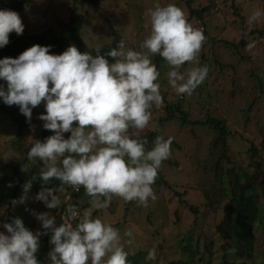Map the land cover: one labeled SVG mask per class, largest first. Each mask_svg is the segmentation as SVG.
Listing matches in <instances>:
<instances>
[{
  "label": "rangeland",
  "instance_id": "obj_1",
  "mask_svg": "<svg viewBox=\"0 0 264 264\" xmlns=\"http://www.w3.org/2000/svg\"><path fill=\"white\" fill-rule=\"evenodd\" d=\"M97 1L99 16L93 13L88 3L75 6L76 14L84 17L78 32L84 44L88 48L107 45L113 41L111 33L115 31L127 40L129 47L142 50L139 45L150 28L147 10L157 0ZM12 2L0 0V8L8 9ZM158 2L174 3L189 23L202 30L205 41L199 53V63L208 67L205 80L190 95H178L167 83L168 65L158 54L152 56L159 71L162 104L151 108L147 127L130 129V132H139L145 137L155 131L153 123L163 120L156 135L172 137L170 155L158 169L166 185L158 184L156 177L152 188L157 198L150 200L147 207L113 195L107 208L93 209L84 189L70 206L81 213L88 210L119 229L121 243L128 253L127 260L142 253V260L149 264H169L179 259L186 264H189L188 259H194L196 264H207L208 261L222 264L224 251L219 247L221 241L216 226L224 216L222 208L228 200L224 192L233 189L234 176L238 175L240 186L246 187L259 207L253 226L254 249L252 259L235 253L233 249L225 252L226 257L229 262L237 264H264V184L261 176L264 172V14L253 23L248 22L252 10H264V0H190L194 10L205 9L201 18L190 15L186 0ZM72 5V0H33L17 12L24 25L22 33L10 32L8 39L41 34L49 29L57 34L59 22L69 20ZM244 30L245 35H242ZM250 31L253 33L249 34ZM251 41L255 42L254 47L246 48ZM185 66H188L187 62ZM177 104L184 118L176 111L165 112V107ZM209 118L226 126L229 132L225 140L226 151L213 146L217 133L212 125L205 123ZM41 128L42 121L36 116L32 128L17 139L13 123L0 115V222H6L8 202L13 197L10 196L13 168L18 161L25 162L27 148L33 139H37ZM63 135L66 137V133ZM151 143L152 139L149 147ZM35 165L36 161L23 163L20 190L15 198L21 195V185L28 180ZM227 169H232L235 175L223 176ZM64 193L57 195L61 201L59 206ZM11 208L12 218L19 217L25 227L36 229L40 224L28 210L51 214L29 192L23 204ZM126 229L132 232V237L123 235ZM0 231H5L2 226ZM50 247L49 242L40 246L36 258L41 264H47ZM153 249L155 257L149 258L148 252Z\"/></svg>",
  "mask_w": 264,
  "mask_h": 264
},
{
  "label": "clouds",
  "instance_id": "obj_2",
  "mask_svg": "<svg viewBox=\"0 0 264 264\" xmlns=\"http://www.w3.org/2000/svg\"><path fill=\"white\" fill-rule=\"evenodd\" d=\"M262 14L260 8L252 10L249 24ZM147 16L150 28L139 45L142 50L120 39L104 54L99 45L95 54L74 45L54 54L51 45L32 44L15 58L0 57V80L5 82L0 83V101L17 105L26 119L43 102L45 111L38 119L52 130L28 146L27 159H39L42 167L21 185L13 206L25 202L37 176L41 187L34 199L47 209L61 203L55 188L48 186L53 180L75 190L82 186L93 209L107 208L113 195L144 207L156 200L152 184L170 155L172 137L156 135L147 147L146 138L130 132L147 127L151 108L162 104L152 56L158 54L168 65L167 83L178 95H190L205 80L208 67L199 63L205 36L178 6L157 0ZM23 27L16 11L0 8V47L8 43L10 32L19 35ZM28 211L40 224L35 232L19 217L0 222L5 230L0 231V264H41L35 253L39 238L49 233L47 264H128L119 229L90 211L78 213L70 207L61 223L47 211ZM123 235L130 238L132 232L126 229ZM148 256L154 258L155 250Z\"/></svg>",
  "mask_w": 264,
  "mask_h": 264
},
{
  "label": "trees",
  "instance_id": "obj_3",
  "mask_svg": "<svg viewBox=\"0 0 264 264\" xmlns=\"http://www.w3.org/2000/svg\"><path fill=\"white\" fill-rule=\"evenodd\" d=\"M33 0H13V2L10 4L8 9L14 10L16 12L22 11L24 7L29 5ZM72 14L70 15V18L67 22H59V32L56 34L52 30H46L41 34H32L25 37H13L8 39V43L4 45L3 47H0V57H13L15 58L20 52L25 50L27 47H30L32 44H39V45H51L49 48L50 53L59 54L62 52L67 46L74 45L78 51H89L94 53L95 48H88L84 42L79 37V30L81 29L83 23H84V17L82 15L76 14V7L78 4L88 3L93 13L96 15H100V5L97 0H72ZM186 5L190 11V15L194 17L201 18L203 12L205 9H202L200 11H196L190 6V0H186ZM245 30L242 32V35H245ZM249 34H252L253 32H248ZM113 41L107 45L100 46V52L101 54L106 53L110 48L116 47L117 41L120 39H124L119 34H117L115 31H112L111 33ZM259 35H262L261 32H259ZM127 42L126 39H124ZM243 43V40L241 41V44ZM244 45V44H242ZM111 59V58H109ZM0 83H5L4 81L0 80ZM165 112L172 113V111H176L177 113H180V116L184 118V113L179 108V105L175 106H167L165 107ZM44 107L43 102L37 106L32 107L31 110V118L26 119L25 116L19 112L18 106L13 105H6L3 103V101H0V115L5 116L8 118L13 125L16 128L15 137L17 139H21L24 132L27 129H31L32 126L35 123L36 116H38L40 113H43ZM163 120H159V122L156 124L158 127L160 126L161 122ZM43 123V121H42ZM206 124L212 125L213 129L217 133V137L215 138L213 142V146H220L223 150L226 148V137L228 136L229 132L227 131L226 126L219 120H215L213 118H209L205 121ZM158 127L155 128V131L150 132L146 138L148 141V144L146 145L149 147V141L150 139H154L156 136V130ZM52 130L41 128V131L39 135L37 136V139L43 140L46 136L51 135ZM66 133V137L69 135V133ZM252 152L255 153L254 148H251ZM226 151V150H225ZM27 157L25 159L26 162ZM36 165L30 170L28 180L38 173L40 168L42 167V162L38 161V159L35 160ZM23 161H18L17 165L13 168L14 173V180H13V190L11 192V197L9 199V205L7 208V216H6V222H10L11 217V200L15 198V194L20 190V182L22 180L21 177V170ZM34 162V161H29ZM231 175L234 174L232 172V169H227L222 174L224 175ZM235 175V174H234ZM262 182L264 184V172H262ZM157 183L158 184H165V181L161 178L159 175V171H157ZM235 175L234 176V187L233 189L225 190L224 195L226 198H228L227 202L223 205L222 211L224 212V216L221 220V222L216 226V234L218 235V239L221 241L220 243V249L224 251L222 256V264H237L235 262H229L228 257H226V251L228 249L234 250L235 253L244 255L247 259H252L251 253L254 249V237H253V226L255 225L257 221V216L259 212V207L257 204V201L255 198L248 194L246 187L240 186V177ZM49 187L55 188V194L58 195L60 192H66L69 188V185H61L60 181L53 180L49 185ZM41 183L40 179L37 176L35 180L32 181L31 189L29 190V193L34 197L35 193L40 189ZM83 192V187L81 188L80 192L73 197L75 200L77 196H79ZM189 209L193 212L194 208L189 207ZM51 211V215H54L56 217V222L61 223L59 211L60 206H58L55 209H49ZM28 225V222L26 223ZM48 236L44 235L45 238L44 241L42 240L41 246H45L48 243ZM45 248V247H44ZM144 257V254L137 253L133 255L130 259L127 260L128 264H149L145 262V259L142 260ZM203 259V258H202ZM201 259V260H202ZM187 263L189 264H196V261L194 259H188ZM169 264H186L182 259L170 262ZM207 264H210V261H208ZM240 264H245L244 262Z\"/></svg>",
  "mask_w": 264,
  "mask_h": 264
},
{
  "label": "built area",
  "instance_id": "obj_4",
  "mask_svg": "<svg viewBox=\"0 0 264 264\" xmlns=\"http://www.w3.org/2000/svg\"><path fill=\"white\" fill-rule=\"evenodd\" d=\"M81 188H82V186L78 190H75V189H73L72 186L69 185L68 190L64 193L63 198H62L63 202L60 206V211H59L61 222H63V220L69 216V208L71 207L70 203L73 200V197L80 192ZM71 208H73V207H71ZM73 209L76 212L81 213L79 210H77L75 208H73ZM75 222H76L75 219H73L72 223L75 224ZM26 228H28L29 230H32L33 232H35L37 230L36 228L31 227V226H26ZM43 238H44L43 235L39 238V247H38L35 255L38 253V251L40 249L41 242H42Z\"/></svg>",
  "mask_w": 264,
  "mask_h": 264
}]
</instances>
